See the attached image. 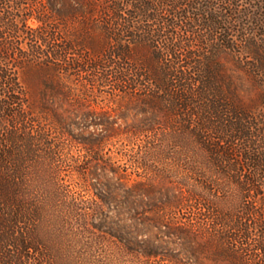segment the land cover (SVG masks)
<instances>
[{"label": "trees", "instance_id": "1", "mask_svg": "<svg viewBox=\"0 0 264 264\" xmlns=\"http://www.w3.org/2000/svg\"><path fill=\"white\" fill-rule=\"evenodd\" d=\"M102 97L150 114L134 132L176 163L190 209L175 228L195 241L189 263L141 248V264H264V0H0V264L110 263L59 250L99 208L63 200L34 163L57 160L69 122Z\"/></svg>", "mask_w": 264, "mask_h": 264}, {"label": "rangeland", "instance_id": "2", "mask_svg": "<svg viewBox=\"0 0 264 264\" xmlns=\"http://www.w3.org/2000/svg\"><path fill=\"white\" fill-rule=\"evenodd\" d=\"M223 61L233 75L245 85L250 84L246 74L235 67L231 56L224 57ZM98 102L87 101L85 108L79 110L77 121L69 122V138H62L61 152L56 157L57 160L65 158V161L54 160L47 150L46 153L37 152V161L34 162L43 184L47 179L46 185L52 186L49 178L52 174L56 176L63 200H66L65 195L69 200L74 196L83 197L91 200V206L99 208L96 212L84 208L82 224L86 233L74 235L67 231V234L59 235L63 238V248L59 250L67 254L88 255L111 252L109 264H141V248H145L173 252L189 263L190 252L185 242L189 240L193 245L195 241L175 232L177 226H185L183 222L191 215L190 209L179 201L182 193L175 181L177 165L158 153L159 146H155L158 143L150 146L153 151L146 150V142L150 139L141 130L137 134L134 132L141 129L146 123L145 117L150 114H144L130 102L117 104L105 97L99 98ZM98 137L103 138V144L94 141ZM88 148L96 153L90 156ZM145 152H148L147 156ZM144 160L145 167L139 163ZM60 164L65 169H61ZM72 164L79 171L73 170ZM56 210L60 212L62 209ZM57 222L61 229L66 224ZM95 235L101 240L93 248L87 241ZM65 237L75 244L67 247ZM120 240L124 241V246ZM204 261L209 263L207 259Z\"/></svg>", "mask_w": 264, "mask_h": 264}]
</instances>
